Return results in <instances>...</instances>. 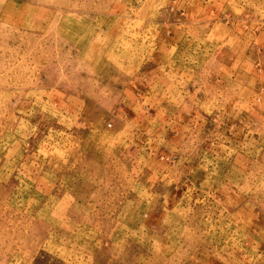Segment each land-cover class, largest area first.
Instances as JSON below:
<instances>
[{
  "label": "rangeland",
  "instance_id": "rangeland-1",
  "mask_svg": "<svg viewBox=\"0 0 264 264\" xmlns=\"http://www.w3.org/2000/svg\"><path fill=\"white\" fill-rule=\"evenodd\" d=\"M0 264H264V0H0Z\"/></svg>",
  "mask_w": 264,
  "mask_h": 264
}]
</instances>
